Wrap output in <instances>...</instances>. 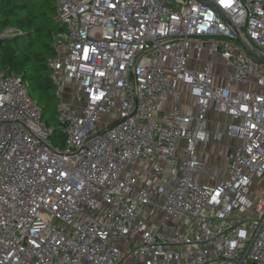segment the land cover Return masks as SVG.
<instances>
[{
	"label": "built area",
	"instance_id": "built-area-1",
	"mask_svg": "<svg viewBox=\"0 0 264 264\" xmlns=\"http://www.w3.org/2000/svg\"><path fill=\"white\" fill-rule=\"evenodd\" d=\"M54 5L61 145L0 71V264H264V0Z\"/></svg>",
	"mask_w": 264,
	"mask_h": 264
},
{
	"label": "trees",
	"instance_id": "trees-1",
	"mask_svg": "<svg viewBox=\"0 0 264 264\" xmlns=\"http://www.w3.org/2000/svg\"><path fill=\"white\" fill-rule=\"evenodd\" d=\"M7 29L18 32L0 39V71L22 78L49 125L54 119L50 109L57 99L53 95L47 103L43 100L47 90H54L47 60L53 56L55 38L63 30L56 23L54 0H0V36ZM62 140L55 128L51 141L61 145Z\"/></svg>",
	"mask_w": 264,
	"mask_h": 264
},
{
	"label": "rangeland",
	"instance_id": "rangeland-1",
	"mask_svg": "<svg viewBox=\"0 0 264 264\" xmlns=\"http://www.w3.org/2000/svg\"><path fill=\"white\" fill-rule=\"evenodd\" d=\"M215 71L216 72H219V73H225V69L224 68H220L219 70H218V68H216L215 69ZM233 89H241V87L240 86H235ZM31 95V94H30ZM53 95H55V91L53 90V89H49V90H47V92L44 94V97H43V100H44V102L45 103H47L48 102V100H50V98L53 96ZM56 105H57V101L56 102H53L52 103V108L50 109L51 110V112L54 114V117L52 116V118H54L52 121L50 120L49 121V126H51V127H53V126H55L56 125V121H55V109H56ZM54 107V108H53ZM188 114H193V112L190 110L189 112H187ZM47 118H48V116H47ZM214 119H218L217 121H219V122H222L223 120H222V118H220V117H215ZM210 126H209V128H212V124H209ZM233 142L234 141H232V143L231 144H233ZM225 144H230V141H228V140H226V143ZM213 151H215V149L214 150H212V152ZM208 152H210L209 150H208ZM208 152H206V153H208ZM227 152H225L224 151V154H226ZM228 154V153H227ZM203 160V162L204 163H206V164H209V163H213V159H210V156L209 155H207L205 158H203L202 159ZM202 182H204V183H210L209 182V180H207L206 178H203V180H202ZM155 215H157V213L155 214ZM241 219H246V215H244V214H240V216H239ZM167 221H170V222H172V220H167ZM174 222V221H173ZM184 222H186V223H190L191 222V220H189V219H184Z\"/></svg>",
	"mask_w": 264,
	"mask_h": 264
},
{
	"label": "crops",
	"instance_id": "crops-1",
	"mask_svg": "<svg viewBox=\"0 0 264 264\" xmlns=\"http://www.w3.org/2000/svg\"><path fill=\"white\" fill-rule=\"evenodd\" d=\"M183 101L185 102V103H192L193 101H192V99L191 98H189V97H184V99H183ZM215 117H219L218 115H216V114H214V113H209V121H210V124H212V128H210V129H215V130H219L220 129V126L218 127V125H217V120L218 119H214ZM221 118V117H220ZM223 118V117H222ZM223 120V119H222ZM210 126V125H209ZM223 143L225 144L226 143V141H223ZM233 144H235V141L233 142ZM215 149V151H216V149H217V146H211V148H210V152L212 153V150H214ZM215 151H213V153L215 152ZM225 152H227L226 154L227 155H229L231 152L229 151V149H227V150H224ZM210 156V155H209ZM206 157V155H204V154H202L201 155V158L203 159V158H205ZM210 159H212V157L210 156Z\"/></svg>",
	"mask_w": 264,
	"mask_h": 264
}]
</instances>
